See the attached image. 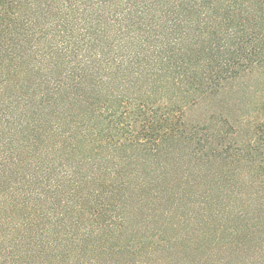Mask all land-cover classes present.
I'll use <instances>...</instances> for the list:
<instances>
[{"label":"trees","instance_id":"trees-1","mask_svg":"<svg viewBox=\"0 0 264 264\" xmlns=\"http://www.w3.org/2000/svg\"><path fill=\"white\" fill-rule=\"evenodd\" d=\"M254 68L264 0H0V264H264V116L186 113Z\"/></svg>","mask_w":264,"mask_h":264},{"label":"rangeland","instance_id":"rangeland-1","mask_svg":"<svg viewBox=\"0 0 264 264\" xmlns=\"http://www.w3.org/2000/svg\"><path fill=\"white\" fill-rule=\"evenodd\" d=\"M226 88L224 95L217 97V99L201 100V98H197L195 101L198 102V104L194 105V107L187 108L186 113L190 119L195 120L207 117L209 113L212 112L223 111V117L229 119V124L233 125L232 127L234 130H232L231 134L234 133L235 135L237 133L238 137L243 141L246 138L250 139L252 129L249 130V120L252 121L255 117L259 119L264 116V68H254L250 74L242 78L240 77L238 81L234 79ZM241 117L244 118L241 119ZM247 130L250 131V134L244 138L246 135L245 131ZM177 152L179 153L178 150H174L173 153L169 154L170 156L168 155L169 160L167 162L166 159L164 161L162 160V168L160 166L157 167L161 162L160 159V162L156 163V166L146 169V171H151V173L153 172L158 175L165 174L169 180L180 176L187 161L182 157L181 164L183 166L180 167V163L175 162ZM235 175L238 176V174ZM196 177L199 179L207 178L206 174L202 173L197 174ZM143 195L145 196L143 209L146 211V214L149 212L153 213L155 209L158 210L159 212L155 214L159 217L156 226L163 224L167 226L166 223L168 219H164L162 215L165 208H172L170 202L167 200V196H165L164 199H160V197L151 198L145 194ZM170 223L175 222L173 221ZM171 232L172 231H168V233ZM178 249L185 259H195L193 261H197L196 259L198 258L200 260L205 256L204 252L208 251L206 243L203 245L198 240L191 244H186L185 242ZM235 251H237V249H235L234 252ZM227 255H230V253H227ZM230 256L233 257L234 255L231 254Z\"/></svg>","mask_w":264,"mask_h":264}]
</instances>
